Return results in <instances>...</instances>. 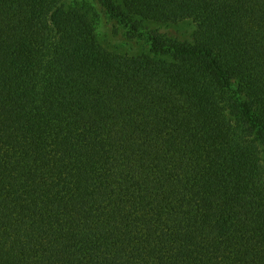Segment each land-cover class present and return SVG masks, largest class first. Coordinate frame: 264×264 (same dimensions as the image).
Here are the masks:
<instances>
[{
  "label": "trees",
  "instance_id": "trees-1",
  "mask_svg": "<svg viewBox=\"0 0 264 264\" xmlns=\"http://www.w3.org/2000/svg\"><path fill=\"white\" fill-rule=\"evenodd\" d=\"M0 264H264V0H0Z\"/></svg>",
  "mask_w": 264,
  "mask_h": 264
},
{
  "label": "rangeland",
  "instance_id": "rangeland-1",
  "mask_svg": "<svg viewBox=\"0 0 264 264\" xmlns=\"http://www.w3.org/2000/svg\"><path fill=\"white\" fill-rule=\"evenodd\" d=\"M97 7L102 13L99 39L106 48L114 52L131 55L139 54L147 49L143 40H140L137 36L131 37L126 27L106 15L98 4ZM149 26L179 40H190L195 28L191 20H184L170 25L149 23Z\"/></svg>",
  "mask_w": 264,
  "mask_h": 264
}]
</instances>
